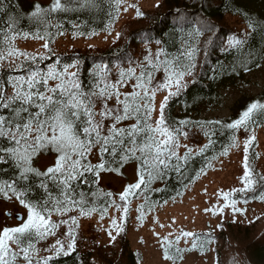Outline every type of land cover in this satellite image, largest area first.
<instances>
[{
	"label": "snow or ice",
	"instance_id": "6c2138e0",
	"mask_svg": "<svg viewBox=\"0 0 264 264\" xmlns=\"http://www.w3.org/2000/svg\"><path fill=\"white\" fill-rule=\"evenodd\" d=\"M122 2L123 0H109L110 6H114L117 13ZM96 6V0H53L47 9L39 4L34 5L29 19L38 27L35 32L29 33L19 29L20 17L12 10L10 0H0V16H6V28H0V61L6 56L14 55L25 58L11 70H24L23 74L12 75L10 72L5 79L0 71V196L7 200L15 197L27 210L26 219L17 214V226L0 229V264H49L54 257L67 256L75 251L76 234L73 225H77L76 218L62 219L57 223L51 217L53 214L65 216L76 209L81 214L96 211V199L101 196L111 198L113 194L97 189L91 193L93 200L89 205L88 193L82 190V185L91 188L93 184H98L103 172L119 173L129 162L136 164L137 182L127 185L119 194V200L123 202V220L129 211L130 197L137 195V190L140 194L146 193L152 183L164 180L171 172L183 177L193 156L203 155L214 143L212 136L215 132L207 126L221 122L172 120L166 114L169 101L186 90L185 76H192L194 73L196 55L199 52L196 47L189 45L171 57L163 48L158 47L155 53L147 49V55L142 60L128 57L127 67L117 65V78L114 81L110 78L111 69L107 64H96L90 70L92 79L87 89L80 79L79 59L65 64L56 61L44 69L40 67L36 56L20 52L14 47L17 36L27 38L31 35L34 39L44 40L43 47L51 52L49 42H54L56 35L64 34L61 24L52 23L51 15ZM129 7L135 8L136 5ZM136 15L141 17L143 13L137 9ZM185 23L189 22L185 20ZM39 26H43V32ZM53 27L56 31L50 32L49 28ZM214 28L210 22H197L194 33L199 36L202 32L214 31ZM248 28L250 31H246L243 38L229 37L228 46L223 51L236 49L242 54L241 65L250 69L251 63L255 62L260 66L259 60L264 59V46L256 50L249 45V38L257 32L264 41V23L249 17ZM119 35L117 33V38ZM192 35L193 33H189V36ZM142 39L152 41L149 36ZM155 43L159 46L161 41L157 40ZM207 43L210 45L212 40ZM245 46H248L247 51H244ZM49 58L42 54L39 61ZM160 71L164 73L163 81L153 84L156 73ZM50 81L55 82L54 86ZM130 83L132 91L122 92L121 89ZM8 87H11V92ZM165 89L168 94L159 104L158 117L154 118L156 94ZM112 100L115 101L114 105L109 104ZM97 104L101 105L99 111L96 110ZM261 110H264V103L257 100L226 127L234 131L243 128L247 133L250 126L258 124L253 116ZM125 121L134 122L125 125ZM196 127L208 137V143L198 149L181 143L182 139L189 138L186 129ZM231 139L229 147L236 146L235 135ZM254 140V134L245 140V186L238 190L241 192L252 191L258 182L253 177L247 155ZM181 148L185 149L183 155L180 154ZM94 152L99 157V162L95 164L89 159ZM226 153L227 148L220 155ZM42 154H55L54 163L45 171L34 166V162ZM203 172L204 168H201L196 175ZM33 177L41 178L34 185L43 193L37 199L32 198L35 195ZM259 181H264V176H260ZM53 188L56 189L55 192ZM235 191L237 190H233ZM230 195L225 193V199L228 200ZM145 199L147 200L146 196ZM236 203L231 200L234 212L240 211L235 208ZM114 204L115 200L108 201L109 207ZM120 207L117 205L118 210ZM143 208L144 205H141L138 209L141 212L138 219L141 220ZM106 212V207L100 211L101 219ZM60 224L69 225L65 233L69 242L65 246L62 240L57 239L47 249L52 255L38 259L36 243L55 236ZM112 224L117 228V234L123 231L115 219ZM108 235L112 240L115 239L111 232ZM181 235L190 237L193 233L184 232ZM179 239L180 236H177L176 243ZM171 244L169 241L168 246L164 247V258L174 261L175 257L169 254ZM192 248H196L195 243ZM175 251L177 254L182 252L178 247Z\"/></svg>",
	"mask_w": 264,
	"mask_h": 264
},
{
	"label": "trees",
	"instance_id": "16d2710c",
	"mask_svg": "<svg viewBox=\"0 0 264 264\" xmlns=\"http://www.w3.org/2000/svg\"><path fill=\"white\" fill-rule=\"evenodd\" d=\"M10 2L12 10L20 17L19 29L33 33L38 27L35 22L29 19L33 6L39 4L47 9L53 0L48 2L40 0H10ZM96 5V7L70 12L53 13L50 19L53 24L59 23L62 25L63 35L67 33H83L84 36H88L93 32L107 31L119 20L120 9L119 13H117L114 6H110L109 0H96ZM134 5H136L135 11L139 9L143 16L137 17L136 15L134 18L126 20L121 26L119 38H116L110 45L83 44L56 50L53 45L54 42L50 41L51 52L48 49L43 52L27 51L20 47L19 40L22 43L28 37H32L29 35L27 38L17 36L14 41V47L22 50L20 52L36 56L40 67L44 69H46L48 64L56 61L65 64L79 59L80 79L84 88L87 89L92 79L90 70L96 64H107L111 69L110 78L114 81L117 78L118 71L116 66L122 64L127 67L126 61L128 57L142 60L143 56L147 55V49H151L155 53L158 47L163 48L171 57L191 45L199 49L196 55V68L192 76H185L187 88L178 97H174L169 101L166 114L172 120L190 119L201 123L205 121H219L221 123L207 126L209 130H214L215 132L212 136L214 143L203 155L193 156L183 177L171 172L164 180H157L152 183L146 193L140 194L139 190H137V195L130 197L129 211L123 231H119L114 240L107 241L99 227L94 223H89L88 227H85V222L82 220L79 209L73 210L65 216L53 214L51 219L57 223L62 219L76 218L77 225H73L76 234V245L75 251L67 256L54 257L49 264H139L138 256L131 247L127 233V220H129V214L133 209L134 203L138 200H146L145 196L148 202L155 204L172 199L195 181L198 177L196 173L201 168H207L225 148H229L233 135H235L237 142L239 139H247L249 135L254 134L255 140L253 144L255 145L256 131L258 128L264 127V110L254 114L253 119L258 124L250 126L247 133L243 128L234 131L226 127L227 124L238 119L251 103L257 100L264 103V86L258 93L243 94L234 103L230 115H208L216 107L225 105L229 90L249 87L252 84L253 73L264 69V59L259 60L260 66H257L255 62L251 63L249 69L241 65L242 54L236 49L223 51L228 46L229 37L243 38V34L246 31H250L248 28L249 17L264 23V0H158L153 6L142 5L138 2L134 3ZM185 20L189 23H185ZM5 21L6 16H0V28H6ZM197 22L201 24L210 22L215 26L214 31H205L196 36L194 29L197 27ZM39 27L40 31L43 32V26ZM49 31L55 32L56 29L54 27L49 28ZM189 33H193V35L189 36ZM63 35H56L54 40L60 39ZM144 36L151 37L152 41H145L142 39ZM210 39L212 43L209 45L207 42ZM157 40L161 41L159 46L155 43ZM249 45L256 50L264 46V41H262L259 32L249 38ZM247 47L245 46L244 51H247ZM42 54L50 58L39 61V57ZM24 60L23 56L14 55L11 57L6 56L4 60L0 61V65H2L0 71L3 72L4 78L6 79L10 72L12 75L23 74L24 70L15 72L11 70ZM70 71H75V69H70ZM163 79L164 73L160 71L156 73L153 84L162 82ZM50 84L54 86L55 82L50 81ZM172 90L175 91V88ZM8 91L11 92V87H8ZM121 91L131 92V83L122 88ZM167 94V89L157 92L155 97L156 111L153 113L154 118L158 117L159 104ZM109 104L114 105L115 101L112 100ZM100 107L101 105L97 104L96 110L99 111ZM133 122L125 121L124 124L127 125ZM186 131L189 132V138L187 140L182 139L181 143L187 144L194 149H198L208 143V137L205 136L200 128H190L186 129ZM184 151L185 149L181 148L180 154L183 155ZM89 159L94 164L99 162V157L95 152L89 156ZM37 160L34 162V166L41 171H45L46 168L43 169L37 165ZM249 162L253 177L258 182L252 191H238L235 195L236 198L247 201L260 198L264 193V181H259V177L264 176V170L258 163L254 146L249 153ZM133 164L135 162H129L120 169L118 174L122 173L128 165ZM104 173L107 172H103L98 184H93L91 188L88 185H82V190L88 193L89 205H91L93 200L91 193L97 189L102 190L103 193L111 192L113 194L111 198L101 196L96 199L97 210L92 212L95 214H100V211L105 207L107 208L106 213H109L114 206L123 205V202L119 200V194L122 192L118 193L104 185L102 178ZM40 179L33 177V186L39 183ZM156 189H159V191H156ZM53 191L55 192L56 189L53 188ZM34 193L33 199L43 195L42 190L35 188V186ZM0 199L14 202L25 210V215L27 216V210L19 204L15 197L7 200L0 196ZM110 200H115V204L111 207L108 206V201ZM68 227L69 225L67 224H60L55 236H49L47 239L37 242L35 245L37 249L36 257L41 259L52 255L47 249L55 244L57 239L62 240L66 246L69 242L65 235ZM219 229L220 231L213 234L219 251L216 264H264V213L246 222L223 221ZM13 247L15 246L13 245Z\"/></svg>",
	"mask_w": 264,
	"mask_h": 264
},
{
	"label": "rangeland",
	"instance_id": "374dc122",
	"mask_svg": "<svg viewBox=\"0 0 264 264\" xmlns=\"http://www.w3.org/2000/svg\"><path fill=\"white\" fill-rule=\"evenodd\" d=\"M48 2L50 0H40ZM158 0H123L120 5L119 20L107 31L97 32L94 35H80L67 33L60 39H55L53 45L56 50L67 49L74 45H100L112 44L117 38V33L121 31L122 24L136 16L135 8L129 7L138 2L142 5L153 6ZM127 8V11L124 9ZM44 40L28 37L19 44L27 51L43 52ZM22 51V50H19ZM264 86V69H260L252 75V84L249 87L235 88L227 92L226 103L223 107H216L208 113L210 116H228L232 113L234 103L246 93H258ZM246 139H239L236 146L229 147L225 155L217 156L204 172L201 173L194 182L186 187L182 192L167 200V203H150L147 200H138L134 203L129 214L127 233L132 249L138 256L139 264H216L219 251L215 241L214 233L220 231L223 221H249L264 213V193L260 198L253 200H242L236 198L239 189L244 188V156L243 151ZM257 152L258 163L264 170V127L256 131V144L252 147ZM55 154L41 155L37 160V165L47 168L54 163ZM103 183L108 188L120 193L127 185L138 180L136 165H128L122 173H104ZM233 190H237L233 192ZM229 193L230 198L225 199L224 194ZM231 200H235V208L240 211H233ZM141 205L143 208V219H138L141 212L138 211ZM11 212L12 215H5ZM15 213H21L23 217L25 210L21 209L14 202L0 199V229L5 226L18 225L19 221ZM123 207L119 210L117 205L111 208L101 219L100 214H81L85 227L89 223H94L99 227L107 241L117 235V228L113 226L112 220L117 221V225L122 228L126 219L123 216ZM24 217V218H25ZM163 225V227H162ZM190 232L193 236L184 237L181 233ZM171 234V235H170ZM180 236L176 243V237ZM167 237V240H165ZM169 247V254L175 260L164 258V247ZM193 243L196 248L193 249ZM182 250L176 253V248ZM180 256L183 258L181 259Z\"/></svg>",
	"mask_w": 264,
	"mask_h": 264
},
{
	"label": "water",
	"instance_id": "95a60500",
	"mask_svg": "<svg viewBox=\"0 0 264 264\" xmlns=\"http://www.w3.org/2000/svg\"><path fill=\"white\" fill-rule=\"evenodd\" d=\"M8 214L9 215H12V213L11 212H8ZM17 214H20L22 217H23V215L21 214V213H15L14 215H15V217H17Z\"/></svg>",
	"mask_w": 264,
	"mask_h": 264
}]
</instances>
